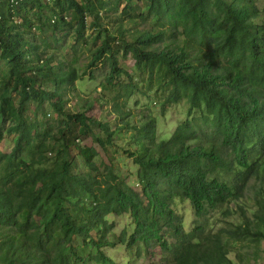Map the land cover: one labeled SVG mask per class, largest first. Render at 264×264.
<instances>
[{
	"label": "trees",
	"instance_id": "1",
	"mask_svg": "<svg viewBox=\"0 0 264 264\" xmlns=\"http://www.w3.org/2000/svg\"><path fill=\"white\" fill-rule=\"evenodd\" d=\"M51 1L21 0L12 10L0 0L7 6L0 12V122H9L5 132L13 135L12 148L0 150V264H138L136 257L154 251L158 264H234L229 253L237 242L264 239V21L256 20L261 10L255 0H147L144 13L128 4L120 11L132 26L130 38L122 24L114 33L103 27L89 65L108 64V85L129 75L120 66L121 51L147 80L140 87L124 84L126 98L134 89L155 88L166 93L162 107L188 102L168 137L157 136L154 118L135 126L139 149L127 155L139 190L113 165H96L93 147L84 157L87 170H74L93 125L103 132L98 142L104 149L115 128L64 108L76 68L59 61L55 72L45 42L35 44L30 30L31 10L39 19L47 8L53 29L65 22L80 39L86 15L100 24L99 13L108 19L122 0ZM146 19L151 26L140 28ZM7 88L19 92L16 101L3 95ZM29 100L36 102L31 119L23 114ZM122 107L113 104L123 121L130 112ZM72 121L76 132L65 135ZM251 178L254 208H231ZM176 200H187L194 212L187 228ZM215 211L239 220L212 229L207 214ZM123 213L132 227L116 234L108 216ZM117 244L130 260L119 263L105 252ZM236 255L242 262L247 257Z\"/></svg>",
	"mask_w": 264,
	"mask_h": 264
},
{
	"label": "rangeland",
	"instance_id": "2",
	"mask_svg": "<svg viewBox=\"0 0 264 264\" xmlns=\"http://www.w3.org/2000/svg\"><path fill=\"white\" fill-rule=\"evenodd\" d=\"M1 1L3 2V0ZM77 1L83 6L86 2L85 0ZM146 1L147 0H122L118 11L112 12L108 19L105 18L104 11L99 13L102 19L100 24L94 23L91 15H86L85 29L80 39L76 37L75 28L68 27L65 22H60L58 27L53 29L50 25L52 24L51 19L53 18V13H51L49 9H42L41 14L38 15L39 19L35 14L36 9H32L30 12V20L32 22L30 30L35 34L34 42L35 44L42 45L45 42L46 47L44 50L46 56L52 57L51 62L54 64L55 72L58 71V62L62 61L64 66L67 64L74 66L79 75L74 84L66 91L67 93L64 96L65 100L63 102L64 108L72 112L84 111L87 116L97 120V122H107L111 130L115 128L112 145L104 149L98 142V138L103 135V132L97 128V125H93L88 136L81 141L82 149L80 154L74 156V170H87L84 157L88 149L93 147L98 153V156L95 157L96 165H101L100 163L106 166L113 165V170L115 173H118L119 178L130 182L134 185L136 190H139L140 187L133 181L132 171L135 167L132 164V158L127 155V151L139 149V145L134 141L136 133L135 126H139L149 118H154L157 136L159 138L168 137L176 125L185 117L188 102L180 100L175 103H166L164 107H162L166 93L161 89L157 90L155 88L150 91L134 89L129 97L126 98L122 89L124 84L132 83L136 84L138 87L147 84L146 75L135 69L134 59L130 54L124 56L121 51L118 53L120 66L125 68L129 75L121 74L118 78L113 80L111 85H108L105 81L109 69L107 63L99 62L93 66L89 64H91L90 59L93 55L92 52H94L105 37L103 27H106L111 33L115 32L119 24H122L128 29L131 28L130 21L125 19L127 17H122L120 15L121 9L128 4L129 6L139 7L138 11L144 13L147 9ZM51 2L52 1H47L49 4ZM109 2L112 4L114 0H109ZM255 2L261 10L260 17L256 20L259 22L264 21V0H255ZM4 3H0V12L6 14L7 6L5 5L6 3ZM129 13H133V10L131 9ZM65 14V20H68L71 14ZM151 24V19H146L142 23L140 22L138 26L140 28H148ZM130 34L131 32L129 29L127 38H130ZM54 37L57 40L53 39ZM129 76H131V78ZM3 95L11 96L16 101L19 92H14L12 88H7ZM117 95L118 97L115 99ZM15 101L12 102L13 107L16 105ZM114 102H118L122 105L123 111L130 112V115L125 117V120L122 121L121 116H118V113L113 111ZM35 106L36 102L33 100L26 102L23 114L27 119L33 117ZM45 108H48L47 103H45ZM46 112V117L51 118L52 112L47 109ZM38 115L41 117L42 114L39 112ZM9 124V122H0V130L3 132L0 138V150L5 152L9 151L13 145V135L5 132V128ZM77 128L78 124L72 121L63 133L65 135H70L71 133H75ZM255 186L254 178H251L246 187L247 191H244L242 197L236 202L233 201L229 206L235 209L240 204L254 208ZM175 209L184 218L186 228L193 224L195 215L187 200H176ZM207 215L208 223L212 224V229H217L221 225L230 226V224L236 223L239 220L236 214L226 218L217 211ZM247 215L251 216L249 211ZM108 217L113 226V231L116 234H119L124 227H132L129 213L120 215L111 214ZM104 250L119 263L130 260L128 256L130 253H128L124 244H117L113 248H106ZM237 253L247 256L244 258L243 262L237 257ZM229 257L234 261V264H264V239L258 240L257 242L255 241L254 243L249 240H245L241 243L237 242L229 253ZM159 258L160 256L157 251H154V255H147L140 258L136 257L135 260L138 264H150V262L154 261L156 263L159 262Z\"/></svg>",
	"mask_w": 264,
	"mask_h": 264
},
{
	"label": "built area",
	"instance_id": "3",
	"mask_svg": "<svg viewBox=\"0 0 264 264\" xmlns=\"http://www.w3.org/2000/svg\"><path fill=\"white\" fill-rule=\"evenodd\" d=\"M6 1H7V5L11 7L12 10L16 5H18L21 2V0H6ZM47 1H51V0H47ZM51 21H53V18L51 19Z\"/></svg>",
	"mask_w": 264,
	"mask_h": 264
}]
</instances>
